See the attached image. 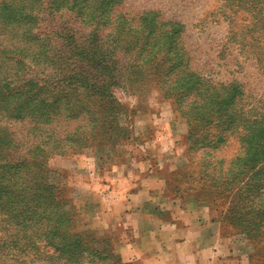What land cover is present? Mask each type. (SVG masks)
Segmentation results:
<instances>
[{"label": "rangeland", "instance_id": "obj_1", "mask_svg": "<svg viewBox=\"0 0 264 264\" xmlns=\"http://www.w3.org/2000/svg\"><path fill=\"white\" fill-rule=\"evenodd\" d=\"M42 2L23 25L26 0H0V173L20 191L0 264H122L80 202L115 160L213 204L264 264V0Z\"/></svg>", "mask_w": 264, "mask_h": 264}, {"label": "crops", "instance_id": "obj_2", "mask_svg": "<svg viewBox=\"0 0 264 264\" xmlns=\"http://www.w3.org/2000/svg\"><path fill=\"white\" fill-rule=\"evenodd\" d=\"M118 163L112 171L88 172L101 176L81 183L87 193L80 202L99 220H87V227L109 241L121 263L246 264V244L222 226L213 204L183 208L167 194L164 172Z\"/></svg>", "mask_w": 264, "mask_h": 264}, {"label": "trees", "instance_id": "obj_3", "mask_svg": "<svg viewBox=\"0 0 264 264\" xmlns=\"http://www.w3.org/2000/svg\"><path fill=\"white\" fill-rule=\"evenodd\" d=\"M75 2H79V0H76V1L74 0V2H73L74 5H75ZM43 4L44 3L42 2V0H26V3L24 5H21L20 7H18V9H11V10H14L16 12L17 11L19 12L20 15H18L17 17L20 18L21 22H24V23H20V24L27 25V23H29L31 25V23H30L31 16H32L31 13H33L34 10H40L41 7L43 6ZM77 10H79V9H77ZM25 13H28L31 16L28 15V17H27ZM5 16H9L10 18L13 17L12 14H7V12H6ZM9 17H6V18H9ZM32 19H33V25H34L35 17L34 18L32 17ZM35 23H36V20H35ZM77 51L79 52L78 53L79 56L82 55V56L88 57V53H86L85 51H83V50H77ZM91 51H92V52H90L91 56L88 59L89 60H96L92 49H91ZM97 64H100V62L98 61ZM22 103H23V106L28 105L29 108L28 109H25V108L20 109L18 111V114H22V113H24L25 110H28L26 116L29 115L31 117H34V114L37 111V110H35L33 108L36 105L35 101L34 100L33 101H30V99H25V101H23ZM41 105L42 104H40V107H41ZM28 112H30L31 114L28 113ZM40 118H41V113L38 116H36L34 122L36 123L38 121V119H40ZM0 174H1L0 175V201H1L2 196L3 195H6V193H12V194L14 193L15 194V193H18L20 191H19L18 187H17V189L14 188V186L17 185V183L10 184L11 181L9 183V180L6 178V176L8 175L7 171L6 172L5 171H2ZM27 189L28 188H24L23 187L22 188V191L25 192ZM38 196H41V195H38ZM213 200L214 199H212L211 201H213ZM5 203L7 204V201H5ZM12 203H13L12 201L9 202L4 208H2V206H0V212L1 213L4 212L7 216H9L10 213H11V211H13L11 209L13 207L12 206L13 205ZM28 210H30V209H25L23 212H26ZM219 212H220V215H221V212L222 211L219 210ZM122 264H124V263H122Z\"/></svg>", "mask_w": 264, "mask_h": 264}]
</instances>
